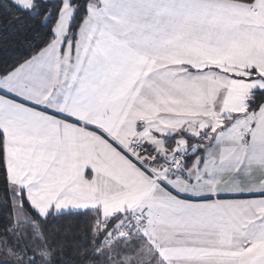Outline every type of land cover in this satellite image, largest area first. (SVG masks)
Masks as SVG:
<instances>
[{
	"label": "snow or ice",
	"instance_id": "obj_1",
	"mask_svg": "<svg viewBox=\"0 0 264 264\" xmlns=\"http://www.w3.org/2000/svg\"><path fill=\"white\" fill-rule=\"evenodd\" d=\"M0 264H264V0H0Z\"/></svg>",
	"mask_w": 264,
	"mask_h": 264
}]
</instances>
